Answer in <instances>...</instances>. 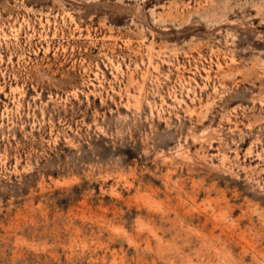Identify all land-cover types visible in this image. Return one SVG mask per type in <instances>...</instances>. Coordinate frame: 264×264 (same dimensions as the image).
Wrapping results in <instances>:
<instances>
[{
  "label": "rangeland",
  "instance_id": "374dc122",
  "mask_svg": "<svg viewBox=\"0 0 264 264\" xmlns=\"http://www.w3.org/2000/svg\"><path fill=\"white\" fill-rule=\"evenodd\" d=\"M0 264H264V0H0Z\"/></svg>",
  "mask_w": 264,
  "mask_h": 264
}]
</instances>
